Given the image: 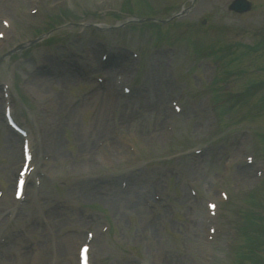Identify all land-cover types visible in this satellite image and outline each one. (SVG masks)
Returning <instances> with one entry per match:
<instances>
[{"label":"rangeland","instance_id":"1","mask_svg":"<svg viewBox=\"0 0 264 264\" xmlns=\"http://www.w3.org/2000/svg\"><path fill=\"white\" fill-rule=\"evenodd\" d=\"M229 1L161 24L191 0H0L1 56L70 19L0 60V264H77L88 232L92 264H264V0ZM7 101L39 180L21 201Z\"/></svg>","mask_w":264,"mask_h":264},{"label":"bare ground","instance_id":"2","mask_svg":"<svg viewBox=\"0 0 264 264\" xmlns=\"http://www.w3.org/2000/svg\"><path fill=\"white\" fill-rule=\"evenodd\" d=\"M45 81H49V80H45ZM97 114H98V113H97ZM98 123H99V121H98ZM83 135H84L86 138H87V137L90 138V133L88 132V130H87L86 132L83 131ZM88 138H87V139H88ZM85 142H86L85 144L87 145L88 142H87V141H85Z\"/></svg>","mask_w":264,"mask_h":264}]
</instances>
